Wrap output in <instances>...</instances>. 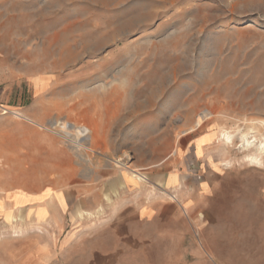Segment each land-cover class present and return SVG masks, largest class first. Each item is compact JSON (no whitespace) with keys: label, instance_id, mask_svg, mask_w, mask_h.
Returning a JSON list of instances; mask_svg holds the SVG:
<instances>
[{"label":"rangeland","instance_id":"rangeland-1","mask_svg":"<svg viewBox=\"0 0 264 264\" xmlns=\"http://www.w3.org/2000/svg\"><path fill=\"white\" fill-rule=\"evenodd\" d=\"M261 143L264 0H0V264H264Z\"/></svg>","mask_w":264,"mask_h":264},{"label":"crops","instance_id":"crops-1","mask_svg":"<svg viewBox=\"0 0 264 264\" xmlns=\"http://www.w3.org/2000/svg\"><path fill=\"white\" fill-rule=\"evenodd\" d=\"M174 174V176H173ZM171 175V176H170ZM170 176V178H169ZM169 178V179H168ZM186 175L183 171H171L170 173L167 174L165 181L166 184L168 183V185L170 187H176L179 183L182 184V188L185 186V179H186ZM150 207L149 205H147L146 207H144L143 209H135L133 207H124V211H122V213L118 214L116 216V219H111V221H109L110 223V227L113 228L116 233H136V231L134 230V228L131 226V223H136V221H142L146 215V213H150ZM190 203L188 201V199H185L182 195L180 196V199L176 198L175 195V199H170V201H168L165 204V209H164V213L165 215L168 216V214L170 215L171 218V222L173 223L172 225H174V229L175 230H180L181 233H188L189 230V220H190ZM58 208L61 210V208L58 205ZM59 222L58 219H56L54 216L52 217H48L47 214L44 217V219L42 218L39 223H43V224H51V223H57ZM200 225L197 224V231L200 232ZM179 227V228H178ZM90 230H93V227H88ZM88 229V230H89ZM86 229L83 230V232L87 233ZM89 230V231H90Z\"/></svg>","mask_w":264,"mask_h":264},{"label":"bare ground","instance_id":"bare-ground-1","mask_svg":"<svg viewBox=\"0 0 264 264\" xmlns=\"http://www.w3.org/2000/svg\"><path fill=\"white\" fill-rule=\"evenodd\" d=\"M209 116V113L207 111H203L196 119V121L193 123V125L191 127H189L187 130H193L194 128L200 126V124ZM57 123H55L54 125H56ZM57 126V125H56ZM185 131H183L184 133ZM78 133H83L84 131L81 129H77L73 124H69L67 123L66 126V134L69 135V137H71V139H75L78 136ZM226 141L230 142L232 139V135L231 134H224ZM243 142V141H242ZM253 143V141L250 140H245L243 143V146L249 148L251 146V144ZM264 149V143H261L260 146L257 149V152L251 155L247 156V159L249 162H260V157L259 155L263 152ZM135 172V170H132ZM132 175H134L135 177H137L138 179H140V175L137 173H132ZM174 198V197H171Z\"/></svg>","mask_w":264,"mask_h":264}]
</instances>
